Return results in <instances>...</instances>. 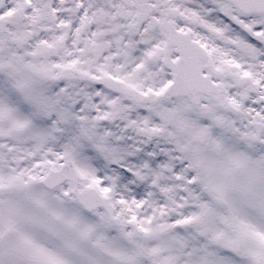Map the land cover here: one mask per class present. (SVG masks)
Returning <instances> with one entry per match:
<instances>
[{
  "label": "snow or ice",
  "instance_id": "snow-or-ice-1",
  "mask_svg": "<svg viewBox=\"0 0 264 264\" xmlns=\"http://www.w3.org/2000/svg\"><path fill=\"white\" fill-rule=\"evenodd\" d=\"M0 264H264V0H0Z\"/></svg>",
  "mask_w": 264,
  "mask_h": 264
}]
</instances>
